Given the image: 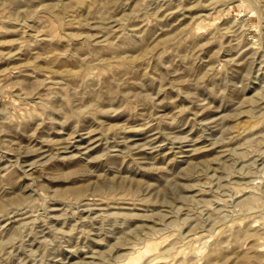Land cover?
<instances>
[{
    "label": "rangeland",
    "instance_id": "1",
    "mask_svg": "<svg viewBox=\"0 0 264 264\" xmlns=\"http://www.w3.org/2000/svg\"><path fill=\"white\" fill-rule=\"evenodd\" d=\"M0 264H264V0H0Z\"/></svg>",
    "mask_w": 264,
    "mask_h": 264
}]
</instances>
